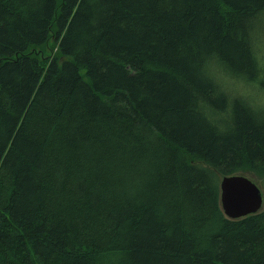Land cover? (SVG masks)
<instances>
[{
    "label": "trees",
    "instance_id": "trees-1",
    "mask_svg": "<svg viewBox=\"0 0 264 264\" xmlns=\"http://www.w3.org/2000/svg\"><path fill=\"white\" fill-rule=\"evenodd\" d=\"M262 97L264 0H0V264H264Z\"/></svg>",
    "mask_w": 264,
    "mask_h": 264
},
{
    "label": "water",
    "instance_id": "water-1",
    "mask_svg": "<svg viewBox=\"0 0 264 264\" xmlns=\"http://www.w3.org/2000/svg\"><path fill=\"white\" fill-rule=\"evenodd\" d=\"M220 205L227 218L236 219L258 213L263 208V192L242 174L220 179Z\"/></svg>",
    "mask_w": 264,
    "mask_h": 264
},
{
    "label": "snow or ice",
    "instance_id": "snow-or-ice-1",
    "mask_svg": "<svg viewBox=\"0 0 264 264\" xmlns=\"http://www.w3.org/2000/svg\"><path fill=\"white\" fill-rule=\"evenodd\" d=\"M262 102H264V97H262Z\"/></svg>",
    "mask_w": 264,
    "mask_h": 264
}]
</instances>
